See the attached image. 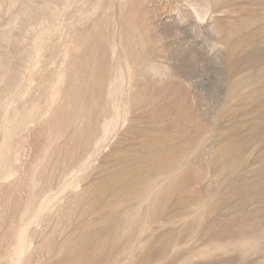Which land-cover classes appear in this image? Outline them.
I'll list each match as a JSON object with an SVG mask.
<instances>
[{
    "label": "rangeland",
    "instance_id": "obj_1",
    "mask_svg": "<svg viewBox=\"0 0 264 264\" xmlns=\"http://www.w3.org/2000/svg\"><path fill=\"white\" fill-rule=\"evenodd\" d=\"M252 1L0 0V264H68L88 226L93 264H264V133L245 119L264 98L238 102L264 83L262 41L241 40L257 27L239 28ZM234 124L243 168L219 175L205 145L150 216L158 195L128 184L145 134L170 147L210 126L212 144Z\"/></svg>",
    "mask_w": 264,
    "mask_h": 264
},
{
    "label": "bare ground",
    "instance_id": "obj_2",
    "mask_svg": "<svg viewBox=\"0 0 264 264\" xmlns=\"http://www.w3.org/2000/svg\"><path fill=\"white\" fill-rule=\"evenodd\" d=\"M252 2L253 3H261V5H260L259 8H255V7L249 8L248 7L249 9L243 10L244 19L239 22V28L240 27H243V29H244V27H248V26H252L253 27V25L255 27H257V28H255L253 30L250 28L251 29V32L249 31L250 29L247 30V33L244 35L245 37L244 38H241V40L243 39L242 42L245 43V42H249L254 37L259 38L262 41V43H260L258 45L260 46V49H262V47H264V45H263L264 44V41H263V39H264V15L262 16V14H261L262 12L261 11H264V0H257V1H254L253 0ZM234 22H232V23H234ZM230 35H231V33H230ZM238 40L240 41L239 38H238ZM251 41H253V40H251ZM240 42H236V43H238L241 46V43ZM258 45L255 48H257ZM235 53H237V52H235ZM245 53L246 54L248 53L247 50L245 51ZM263 54L264 53L261 52L260 58L257 59V62L258 63H260L262 60L264 61V55ZM228 55H229V52H228ZM253 56L256 57V55H253ZM251 62H252V60H251ZM261 68H262L261 69L262 70V73L264 74V67H263V65H262ZM239 80H241V79H239ZM236 84H240V83H236ZM234 87H235V85L232 86V88H234ZM242 87H239V88L241 89ZM250 91L249 92H246V93H242V96L238 98L239 100L237 99L238 102L244 104L245 101L251 95H253V93H254V96L257 97V98L258 97L259 98H264V83H261L259 86H256V88L253 90V92H250ZM239 96H240V94H239ZM257 107L258 108L254 111L255 113L250 112L245 119H249V120L250 119H257L256 123H254L253 125H251L249 127V131L250 132H253L254 130H258V131H255V132H257V134H259L258 132L264 133V124H262L264 122V105H259L258 104ZM254 115H256V116H254ZM242 128H243L242 125L234 124L231 127L226 128L224 131H221V133L219 135L217 134V136L213 138V140H212L213 143L212 144L211 143L210 144H207V140L208 139L203 140V141H201V144H198V142L200 143L199 140L201 139V136H202L203 131H206V130L209 131L210 129L213 130V128L210 127V126L207 129H203V128L200 129L199 127H196V128H194V130L192 129L193 130V133L192 134L189 133V134L186 135V134L183 133L184 134L183 135L184 137L182 139V143L178 142V143H176V144H174L173 146H170V147L164 146L162 139H161L162 146L160 144H158L157 142H153L152 139H151L152 137H150V133H146L145 134V139H144L145 141H144V143L142 145L143 156L140 158L144 162V170L143 171H142V169L141 170H137V169L136 170H132V168H131V171H134V174H132V173L131 174L134 175V176H132L133 178L129 180L128 184H129V186H132L133 187V184H135L137 182L140 186H142L141 189H140V191H139L138 197H139V199H142L144 201L146 200V202H147L148 205L153 204V200L154 199L152 201L149 200V199H151V194L154 193V198L158 195V203H159L158 204V207L153 208L152 210H150V212H149L150 213V216H153V217L154 216H157L158 217L159 215H162L163 211H166L162 207H165V204H167V202L169 201L168 199L171 196L170 194H173L174 192H176V188L178 186V183L181 180V175L184 173V171L182 169L184 167L188 166V164L193 159L198 158V156H200V154L203 152L204 148L208 147V146L204 147L205 145H209V146L211 145V147H213V149L211 151V156H213V157H211V160L212 161L218 160L220 162V164H219L220 165L219 166L220 167V173H219V175H223L227 171L228 172H232L234 169H242L243 168V164H245V161L239 162V163H234L233 166L230 165L229 159H230V157L235 156V154L237 153V151L234 150V147L235 146H234V143H232L233 142L232 141L233 139L232 138L227 139V136L229 135L230 132H232L233 134H237L238 132L241 131ZM211 130H210V132H212ZM195 144H198V145H195ZM192 145H195V148L192 149L193 150V154H191L192 156H188L189 154L181 155L185 150H187V149L190 150L192 148L191 147ZM178 152H182L180 154V156H177L178 155L177 154ZM133 153H135V152H133ZM135 157H138L137 153H135ZM133 159H135V158H133ZM138 161L140 162V160H138ZM262 165L264 166V163ZM139 166H140V164L137 167L139 168ZM155 167H158V168L155 169ZM156 178L157 179L158 178L159 179L162 178V181L159 180L157 183H155V181L153 179H156ZM262 179H264V178H262ZM259 183H260V181H259ZM150 191H151L150 195L148 197H146V195ZM100 193L98 195H100ZM177 199H178V197H177ZM109 201L108 202L106 201L104 203L102 201L103 204L100 205L101 206L100 207L101 208L100 214H98L96 216L95 221L100 222L102 220H106L107 219L106 223L107 222H110V224H111L114 220H116L119 217V214L117 212H116L117 215L114 214L113 211L110 213V210H112L111 209V206L113 207V205L109 204ZM112 202H113V199L110 201V203H112ZM181 204H182V202L181 203H178L177 205L180 206ZM183 205L186 206V202ZM122 209H124V208H122ZM116 210H118V209H116ZM134 210L129 209V213L130 212L133 213ZM120 212H121V210H120ZM121 213H123V212H121ZM175 213L179 215L182 212L180 210H176ZM122 215H124V214H122ZM163 218H165V216H163ZM85 226H86V224H85ZM89 229H91L90 226L86 227L84 229V231L81 232V235H82L81 239H79L78 241H75L74 244H76V245L73 244L74 246L71 247V249L69 251L70 254L68 253V254H66L64 256V257H67L68 255L69 256H72V259H71V261L68 264H93L92 259H89V258L88 259H85V258H82L81 256H77L76 255V254H78V252L79 253L80 252H83V250L81 249L82 245L80 246V244L82 243V238L86 235V233L89 231ZM148 241H150V240H148ZM109 243L112 244L114 242H109ZM96 245H98V243H96ZM99 245L102 246V247L103 246L105 247V245L103 243H101V242L99 243ZM107 245H108V243H107ZM109 246H111V245H109ZM115 259H117V258H114V260ZM117 260H119V257H118Z\"/></svg>",
    "mask_w": 264,
    "mask_h": 264
}]
</instances>
